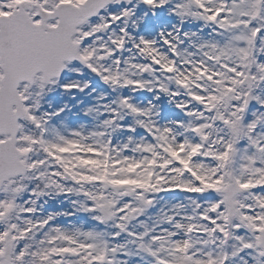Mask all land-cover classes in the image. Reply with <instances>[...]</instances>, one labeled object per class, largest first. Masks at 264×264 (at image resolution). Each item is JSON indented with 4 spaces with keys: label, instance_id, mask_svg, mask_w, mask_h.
Here are the masks:
<instances>
[{
    "label": "snow or ice",
    "instance_id": "obj_1",
    "mask_svg": "<svg viewBox=\"0 0 264 264\" xmlns=\"http://www.w3.org/2000/svg\"><path fill=\"white\" fill-rule=\"evenodd\" d=\"M0 264H264V0H0Z\"/></svg>",
    "mask_w": 264,
    "mask_h": 264
}]
</instances>
